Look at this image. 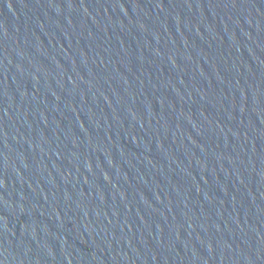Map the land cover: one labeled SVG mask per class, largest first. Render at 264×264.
<instances>
[{"label":"water","instance_id":"1","mask_svg":"<svg viewBox=\"0 0 264 264\" xmlns=\"http://www.w3.org/2000/svg\"><path fill=\"white\" fill-rule=\"evenodd\" d=\"M0 264H264V0H0Z\"/></svg>","mask_w":264,"mask_h":264}]
</instances>
